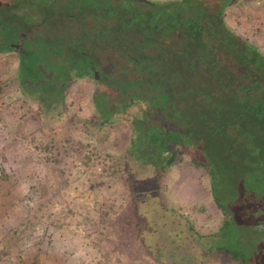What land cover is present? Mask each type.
<instances>
[{
    "label": "trees",
    "instance_id": "16d2710c",
    "mask_svg": "<svg viewBox=\"0 0 264 264\" xmlns=\"http://www.w3.org/2000/svg\"><path fill=\"white\" fill-rule=\"evenodd\" d=\"M231 3L0 0V53L18 51L19 84L47 127L63 120L79 80L94 82L87 138L130 125L126 194L102 216L133 264H264V237L244 241L238 221L242 208L264 226V52L228 23ZM113 53L130 69L107 67ZM43 64L61 70L46 77ZM184 159L210 180L223 213L215 232L201 233L168 197L165 179Z\"/></svg>",
    "mask_w": 264,
    "mask_h": 264
},
{
    "label": "rangeland",
    "instance_id": "374dc122",
    "mask_svg": "<svg viewBox=\"0 0 264 264\" xmlns=\"http://www.w3.org/2000/svg\"><path fill=\"white\" fill-rule=\"evenodd\" d=\"M231 4L228 23L264 52V0ZM7 31L1 30L3 40L10 37ZM111 55L104 61L114 73L112 63L130 69L123 58ZM42 67L46 77L61 70L58 65ZM36 83L28 81L30 91ZM93 86L87 80L70 85L66 115L49 128L37 103L19 84L17 51L0 53V264L134 263L126 257V242L102 216L104 211L115 212L126 194L122 166L131 127L118 124L85 136L89 130L84 120L93 113ZM67 137L70 143L63 142ZM232 175H225L227 183ZM165 183L170 201L190 216L197 230L203 234L218 230L223 213L212 198L208 176L184 159L174 165ZM242 210L238 221L244 241L263 238L264 226L254 229Z\"/></svg>",
    "mask_w": 264,
    "mask_h": 264
},
{
    "label": "flooded vegetation",
    "instance_id": "af4514ba",
    "mask_svg": "<svg viewBox=\"0 0 264 264\" xmlns=\"http://www.w3.org/2000/svg\"><path fill=\"white\" fill-rule=\"evenodd\" d=\"M12 45L14 46V48H16V49H19L20 50V48H21V44H18V43H12ZM4 52H8V51H4ZM3 52V53H4ZM17 53H18V51H17Z\"/></svg>",
    "mask_w": 264,
    "mask_h": 264
}]
</instances>
